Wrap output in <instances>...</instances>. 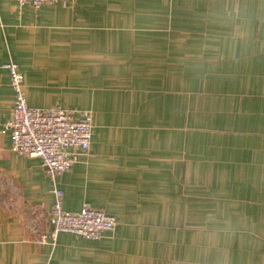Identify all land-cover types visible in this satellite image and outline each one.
I'll return each instance as SVG.
<instances>
[{
  "label": "crops",
  "instance_id": "0c3cea01",
  "mask_svg": "<svg viewBox=\"0 0 264 264\" xmlns=\"http://www.w3.org/2000/svg\"><path fill=\"white\" fill-rule=\"evenodd\" d=\"M11 61L28 106L90 115L57 187L115 218L98 239L38 242L54 196L3 132ZM0 264H264V0H0Z\"/></svg>",
  "mask_w": 264,
  "mask_h": 264
},
{
  "label": "built area",
  "instance_id": "2783aa9c",
  "mask_svg": "<svg viewBox=\"0 0 264 264\" xmlns=\"http://www.w3.org/2000/svg\"><path fill=\"white\" fill-rule=\"evenodd\" d=\"M19 4L30 3L39 7L46 3L68 0H15ZM9 83L13 91V106L3 126L10 137V150L28 158H38L45 168L51 183L54 203L47 214L51 231L41 234L39 243L54 241L59 232L76 234L89 239H98L112 231L115 218L100 209L84 204L80 211L70 212L61 207L62 191L57 187V176L68 171L81 155L88 152L92 124L88 113L75 116L70 109L34 108L27 105L23 90V75L14 62L6 65Z\"/></svg>",
  "mask_w": 264,
  "mask_h": 264
}]
</instances>
